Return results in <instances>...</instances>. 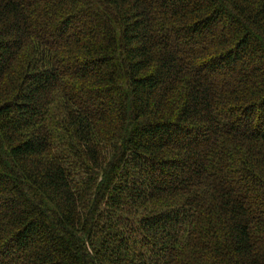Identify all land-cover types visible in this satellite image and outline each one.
I'll return each mask as SVG.
<instances>
[{
  "label": "trees",
  "instance_id": "1",
  "mask_svg": "<svg viewBox=\"0 0 264 264\" xmlns=\"http://www.w3.org/2000/svg\"><path fill=\"white\" fill-rule=\"evenodd\" d=\"M0 264H264V0H0Z\"/></svg>",
  "mask_w": 264,
  "mask_h": 264
}]
</instances>
